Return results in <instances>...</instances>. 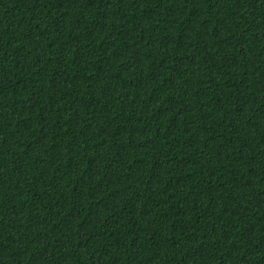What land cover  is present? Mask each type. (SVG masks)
Instances as JSON below:
<instances>
[{"label":"trees","instance_id":"trees-1","mask_svg":"<svg viewBox=\"0 0 264 264\" xmlns=\"http://www.w3.org/2000/svg\"><path fill=\"white\" fill-rule=\"evenodd\" d=\"M0 264H264V0H0Z\"/></svg>","mask_w":264,"mask_h":264}]
</instances>
